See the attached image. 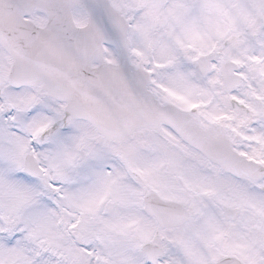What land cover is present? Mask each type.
Returning <instances> with one entry per match:
<instances>
[{
  "label": "snow or ice",
  "instance_id": "1",
  "mask_svg": "<svg viewBox=\"0 0 264 264\" xmlns=\"http://www.w3.org/2000/svg\"><path fill=\"white\" fill-rule=\"evenodd\" d=\"M0 264H264V0H0Z\"/></svg>",
  "mask_w": 264,
  "mask_h": 264
}]
</instances>
